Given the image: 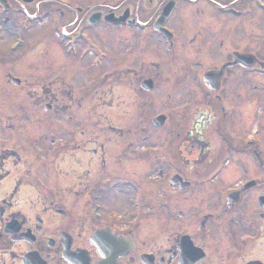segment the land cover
Here are the masks:
<instances>
[{
	"label": "flooded vegetation",
	"instance_id": "1",
	"mask_svg": "<svg viewBox=\"0 0 264 264\" xmlns=\"http://www.w3.org/2000/svg\"><path fill=\"white\" fill-rule=\"evenodd\" d=\"M264 264V0H0V264Z\"/></svg>",
	"mask_w": 264,
	"mask_h": 264
},
{
	"label": "water",
	"instance_id": "2",
	"mask_svg": "<svg viewBox=\"0 0 264 264\" xmlns=\"http://www.w3.org/2000/svg\"><path fill=\"white\" fill-rule=\"evenodd\" d=\"M102 264V263H101ZM108 264H111V263H108Z\"/></svg>",
	"mask_w": 264,
	"mask_h": 264
}]
</instances>
